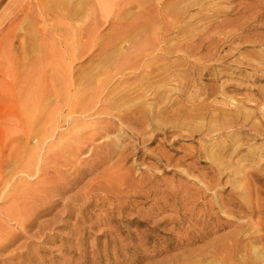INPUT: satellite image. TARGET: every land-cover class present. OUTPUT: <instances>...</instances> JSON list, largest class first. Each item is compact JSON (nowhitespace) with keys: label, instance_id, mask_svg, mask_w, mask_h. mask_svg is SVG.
<instances>
[{"label":"rangeland","instance_id":"obj_1","mask_svg":"<svg viewBox=\"0 0 264 264\" xmlns=\"http://www.w3.org/2000/svg\"><path fill=\"white\" fill-rule=\"evenodd\" d=\"M51 1L0 0V264H264V100L235 132L209 114L226 84L264 87V0H138L116 21L70 0V24Z\"/></svg>","mask_w":264,"mask_h":264},{"label":"bare ground","instance_id":"obj_2","mask_svg":"<svg viewBox=\"0 0 264 264\" xmlns=\"http://www.w3.org/2000/svg\"><path fill=\"white\" fill-rule=\"evenodd\" d=\"M120 1H125V0H103L102 1L103 3H100V1L97 0V2L96 1L94 2L93 6L91 5V7L89 9H88V6H87V8H85V9H86V11L92 10V12H93V14L95 16H97L98 13L102 14L104 11L108 12L110 10V12L112 13V17H113V18H111L112 21L121 20L120 17L124 15V12L125 11H129L130 7H133L137 3L138 0H126L127 3L124 6L121 5ZM70 3H71L70 0H52L51 3H49V5L47 6V8L49 9V12L51 11L52 13H55L56 16H59V17L62 16V18H64L66 20V24H70V13L79 14V13L82 12V11L80 12V10L76 9L77 7L75 8L73 3L72 4H70ZM59 20H60V18H59ZM122 24H123V22H122ZM99 25L100 24L97 23V21H96V23L94 22V25H90V29L96 30L99 27ZM117 27H116V29H119V30L120 29L122 30V29H125V28H130L131 29V27L134 28L135 27V18L132 19L130 22H128L125 27L123 25L117 26ZM128 35H129V33L123 32V34H121V36H123V37H121V39L127 38ZM116 37L119 38V36H116ZM261 42H262V44H264V38L261 40ZM108 44H111V41ZM188 45H189L188 48H190L191 55H190V53H188V54L186 53V54H187L188 57H190V56H194V53L196 54V52H195L196 49L202 48V47L204 48L206 46V43H204V42H196V41L193 40L191 43H188ZM179 50H181V49H179ZM207 57L208 58H212V55H208ZM6 59H8L7 60L8 62H6L7 65L4 68V70L6 72L5 75L7 76V78H14L15 79V83L14 84H15V86L17 88L15 97H16L17 100H22V98L25 96V94L23 92V88H22V85H21V80H22V78H26L25 74H24V70H23L24 69L23 63H22L21 60H18L16 62L12 58H6ZM22 59H24V58H22ZM199 61H200V58H199ZM200 65L201 64H199V63H194V66L192 68L196 69V67H199ZM31 67H32V72L34 74L37 73V70L35 69V67H33V65H31ZM200 68H201V66H200ZM31 75H32V73H31ZM217 79L218 78L215 77V78L212 79V81H216ZM190 87H191V84L187 83V80L186 81H182V82H180L179 91H180V93L185 94V92H187ZM204 87H207V89L209 90L207 92V95H206L205 99L211 98L212 96H215L219 92L216 89V85H214V84H210L208 86L206 85ZM226 89H228V90L232 89V90H237L238 91L241 88L238 87L235 84H230L229 83V84L225 85V90ZM223 90H224V88H223ZM225 90H224V92H225ZM224 92H223V94H224V104H225V106L226 105L229 106V108L227 106H226L227 108H215L214 110H211L212 112L209 113L211 115V121L217 122V124L218 123L222 124L220 127H214L215 131L216 130L220 131V130H223V129H233L234 132H235V131L241 130L243 127L248 126L247 123L249 121L252 122L253 115H256V114H252V113L248 112L244 108V104L258 103L259 102L258 97H257L258 95L261 97L262 100H264V87L257 89V93H254V94L249 93V94H247L244 100H238L234 95H228L227 92H225V93ZM154 101H155V104H160L161 100L157 98ZM253 105H255V104H253ZM207 109L208 108H207L206 105H202L199 108H197V112L188 113V114H186L185 116H182V117H184V118L189 120V119H192L193 117H195V115L198 114V113L199 114L200 113L202 114V112L204 113V110H207ZM145 112H146V109H145ZM261 113L264 116V109L262 110ZM159 115L160 114H157V112L153 113L154 117H158ZM183 119L176 118V122H174V124L176 126H180L179 123L181 122L180 124H182ZM263 124H264V122L260 123V125H263ZM252 129L255 130L258 134L262 135V133L260 131L259 124L254 123L252 125ZM213 156L217 157L215 154ZM217 158H219V156ZM2 195H3V193H2ZM11 214H13V213H10V214L8 213V215H11ZM13 215H15V214H13ZM12 219L20 220L21 223H23L25 221V218H23V217L12 216ZM243 264H247V263H243Z\"/></svg>","mask_w":264,"mask_h":264}]
</instances>
